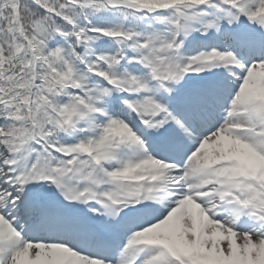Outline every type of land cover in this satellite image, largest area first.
<instances>
[{
	"label": "snow or ice",
	"instance_id": "6c2138e0",
	"mask_svg": "<svg viewBox=\"0 0 264 264\" xmlns=\"http://www.w3.org/2000/svg\"><path fill=\"white\" fill-rule=\"evenodd\" d=\"M0 264H264V0H0Z\"/></svg>",
	"mask_w": 264,
	"mask_h": 264
}]
</instances>
